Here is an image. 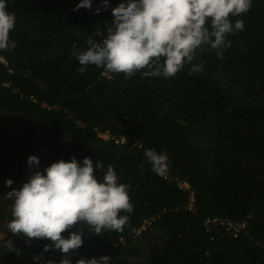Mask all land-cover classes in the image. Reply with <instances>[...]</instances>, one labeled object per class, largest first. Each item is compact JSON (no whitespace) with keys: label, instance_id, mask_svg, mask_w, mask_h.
Listing matches in <instances>:
<instances>
[{"label":"trees","instance_id":"trees-1","mask_svg":"<svg viewBox=\"0 0 264 264\" xmlns=\"http://www.w3.org/2000/svg\"><path fill=\"white\" fill-rule=\"evenodd\" d=\"M79 0H8L15 13L10 37L13 49L0 50V114L22 128L0 135V174L26 168L36 143L45 139L54 162L92 158L94 172L101 161L112 164L120 182L130 185L134 210L123 231H90L79 222L66 230H81L84 243L68 254L109 255L112 264H264V0H253L243 19L245 27L227 34L231 45L222 57L210 44L195 51L191 63L172 77L113 73L90 65L82 73L75 49L88 40L102 41L114 19L110 0L92 9ZM192 64L202 65L199 72ZM143 71V70H141ZM11 119V120H10ZM10 120V121H9ZM110 130L126 135V144L98 136ZM141 143L142 148L136 143ZM50 147V148H51ZM147 148L167 152V176L157 174L144 155ZM177 178L194 190L180 189ZM4 190L0 188V205ZM245 221L235 236L220 223L207 228L208 217ZM157 219L140 240L134 228ZM143 233V234H144ZM0 264H54L59 250L45 252L47 238L12 234L0 216ZM12 240L14 250L6 246ZM148 242V243H147ZM148 249L138 256L143 244Z\"/></svg>","mask_w":264,"mask_h":264},{"label":"clouds","instance_id":"clouds-1","mask_svg":"<svg viewBox=\"0 0 264 264\" xmlns=\"http://www.w3.org/2000/svg\"><path fill=\"white\" fill-rule=\"evenodd\" d=\"M94 0H79L74 11L81 7L92 9ZM253 0H120L112 7L114 17L102 41L88 40L85 50L72 53L79 61L80 72L90 65L108 72L131 76L140 72L143 77H172L186 64L193 61L195 51L203 44H210L222 57V48L229 47L227 34L242 30L243 19L231 17L247 13ZM100 13L111 7L110 0H101ZM15 13L8 7V0H0V50L13 49L16 42L10 37L14 30ZM202 65L192 64L191 70L199 72ZM143 70V71H141ZM145 157L159 175L168 170L167 152L147 148ZM30 168L36 169L19 189H12L11 219L8 229L12 234L29 238H47L44 251L59 250L62 259L58 264H74L68 255L79 249L85 233L81 230L62 235L78 222L90 226V231L103 234L105 230L123 231L128 215L134 210L130 202V185L120 182L112 164L105 170L101 161L95 168L104 171L103 178L94 172V162L75 157L51 163L39 170L40 158L33 154L27 159ZM11 186L14 181H5ZM6 246L14 250L12 240ZM47 264H54L49 260ZM75 264H112L109 255L81 257Z\"/></svg>","mask_w":264,"mask_h":264},{"label":"rangeland","instance_id":"rangeland-1","mask_svg":"<svg viewBox=\"0 0 264 264\" xmlns=\"http://www.w3.org/2000/svg\"><path fill=\"white\" fill-rule=\"evenodd\" d=\"M11 115H2L0 114V135L4 132V130H9L11 131L14 128H19L21 129L23 124L21 122H6L8 118H10ZM11 120V119H10ZM9 120V121H10ZM36 150L34 152L35 155H37L40 158V165H39V170H43L45 167L49 166L51 163L54 162L53 158V150L52 147L49 146L50 143H48L47 140L42 139L39 142L36 143ZM51 147V148H50ZM36 170L33 168H30L28 165L26 168L20 170L19 172H15L13 175L5 176L0 174V188L4 190V194L2 196V204L0 205V216L3 217V226L6 227L8 225V222L10 221L11 217V205L13 203L14 198L10 195V191L12 189H19L23 183H25L32 172ZM8 179H12L14 183L11 186H7L5 181ZM146 235L145 233L142 234L139 237V240ZM0 237H4L3 234L0 235ZM148 243V242H147ZM141 251L138 256H142L145 251L148 249L147 244H143V246L140 248ZM3 255V247L0 246V257Z\"/></svg>","mask_w":264,"mask_h":264},{"label":"built area","instance_id":"built-area-1","mask_svg":"<svg viewBox=\"0 0 264 264\" xmlns=\"http://www.w3.org/2000/svg\"><path fill=\"white\" fill-rule=\"evenodd\" d=\"M0 60H2L3 62H6V58L4 56H0ZM103 76H105L106 78H112L113 77V73L112 72H108V71H104L103 72ZM98 136L101 137L102 139L106 140V141H110L113 140L115 144H126L128 142V138L126 135H120V134H116L113 133L110 130H105V131H99L98 132ZM138 145V147L142 148V144L141 143H136ZM162 176H167V174L165 173ZM176 183L178 185V187L180 189L183 190H189L190 191V202L188 204V207L190 209L194 208V190L191 189V184L187 179H181V178H177ZM157 219V217H152L149 220H147L146 222H144L140 227L138 228H134V237L137 238L139 237L141 234L144 233V231H146L149 226ZM213 223H220L222 225H224L228 230L232 231V233L237 236L239 231L244 229L246 227V222L245 221H233L230 219H225L219 216H214V217H208L206 219V226L207 228H209V225L213 224Z\"/></svg>","mask_w":264,"mask_h":264}]
</instances>
